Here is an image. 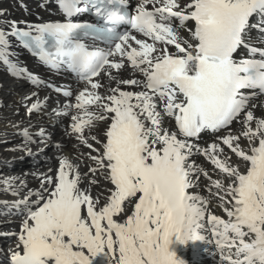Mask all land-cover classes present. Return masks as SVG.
<instances>
[{
	"label": "snow or ice",
	"instance_id": "obj_1",
	"mask_svg": "<svg viewBox=\"0 0 264 264\" xmlns=\"http://www.w3.org/2000/svg\"><path fill=\"white\" fill-rule=\"evenodd\" d=\"M39 7L55 18L0 9V67L30 86L13 150L51 145L55 118L75 155L57 146L38 187L0 173V216L18 220L0 233L4 264H189V247L192 264L201 247L214 264H264V0Z\"/></svg>",
	"mask_w": 264,
	"mask_h": 264
},
{
	"label": "bare ground",
	"instance_id": "obj_2",
	"mask_svg": "<svg viewBox=\"0 0 264 264\" xmlns=\"http://www.w3.org/2000/svg\"><path fill=\"white\" fill-rule=\"evenodd\" d=\"M22 4L27 7H22ZM0 9L7 10L6 15L8 18L18 20H26V18L38 19L49 15V13L39 9L37 0H0ZM17 52L24 65L32 68L33 66L29 62V59H26L19 49H17ZM29 87L26 83L12 77L0 67V173L6 176L22 177L27 181L29 187H38L37 176L39 173L46 171L49 167L55 166L59 159L57 146L64 147L66 154L75 155L72 151L74 141L73 138L65 135L67 122L55 118L51 120L45 118L43 124L51 133L52 144L41 152L34 151L32 155L13 150L14 146L20 143L21 137L16 134L17 129L13 128L12 123H17L24 117L23 107L19 108V115L16 114V110L20 98L29 91ZM55 101L56 98L52 96L50 103ZM33 123H36L35 119ZM81 151L87 152L88 150L81 148ZM26 155L27 158L25 157ZM202 160L203 158H201ZM204 166L209 167L207 164ZM33 173L36 175H33ZM5 198L8 197H0V199ZM215 211L216 214L224 215L222 210L216 209ZM16 230H18V220L16 218L0 216V233H10ZM2 239L3 241H0V248H7L11 242V238L0 235V240ZM208 254L202 250V247L198 248L195 264H214L212 256ZM183 255L189 260V264H192V248L189 247L185 250ZM3 262V257L0 256V264H3Z\"/></svg>",
	"mask_w": 264,
	"mask_h": 264
},
{
	"label": "rangeland",
	"instance_id": "obj_3",
	"mask_svg": "<svg viewBox=\"0 0 264 264\" xmlns=\"http://www.w3.org/2000/svg\"><path fill=\"white\" fill-rule=\"evenodd\" d=\"M54 126V125H53ZM26 158H27V155L25 156ZM237 160V158L236 157H234V159H233V161L235 162ZM27 161V160H26ZM0 241H3V239L2 240H0ZM209 255V254H208Z\"/></svg>",
	"mask_w": 264,
	"mask_h": 264
}]
</instances>
